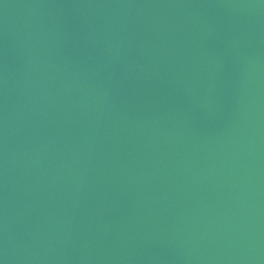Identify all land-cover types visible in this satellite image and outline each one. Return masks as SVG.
Listing matches in <instances>:
<instances>
[{"label": "water", "instance_id": "water-1", "mask_svg": "<svg viewBox=\"0 0 264 264\" xmlns=\"http://www.w3.org/2000/svg\"><path fill=\"white\" fill-rule=\"evenodd\" d=\"M0 264H264V0H0Z\"/></svg>", "mask_w": 264, "mask_h": 264}]
</instances>
